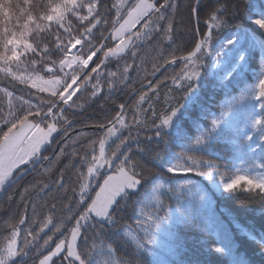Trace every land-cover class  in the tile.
Here are the masks:
<instances>
[{
  "label": "trees",
  "instance_id": "obj_1",
  "mask_svg": "<svg viewBox=\"0 0 264 264\" xmlns=\"http://www.w3.org/2000/svg\"><path fill=\"white\" fill-rule=\"evenodd\" d=\"M149 1L155 9L141 21L139 34L150 21L154 24L148 35L136 39L137 49L102 65L98 55L102 76L92 70L95 63L86 75L98 84L94 93L84 88L47 114L57 92L41 93L32 80L47 66L60 68L76 38L85 40L82 54L88 55L123 10L118 0H0V83L13 93L7 119L0 120V143L28 119L51 121L58 128L72 119L80 126L106 124L131 92L169 60L191 52L211 26L197 56L204 62L201 91L189 112L173 130L164 127V117L183 103V92L174 86L180 85L185 66L178 62L161 75L156 88L142 89L129 103L121 117L125 131L106 153L140 179L138 189L120 199L109 221L82 225V263L62 257L54 264H264V251L256 243L264 239V191L246 186L228 191L220 175L264 179V31L252 22L264 18L259 15L264 0H203L198 28L196 0ZM106 44H113L111 35ZM222 111L228 117L210 138L197 143ZM105 131L72 133L54 158L45 159L1 197L0 248L12 230L20 229V251L27 252L22 261L8 264L36 263L78 221L92 196L81 201L87 167ZM209 168L217 170L212 179L202 174ZM214 244L224 251H216Z\"/></svg>",
  "mask_w": 264,
  "mask_h": 264
},
{
  "label": "rangeland",
  "instance_id": "obj_2",
  "mask_svg": "<svg viewBox=\"0 0 264 264\" xmlns=\"http://www.w3.org/2000/svg\"><path fill=\"white\" fill-rule=\"evenodd\" d=\"M118 4L119 8L123 10L121 16L112 27L110 33L105 36L102 42L95 49H93L88 55H83L82 50L85 46V40L82 37L76 38L69 46L66 54L59 61L60 68L47 66L43 73L35 76L32 80V83L41 93L57 92V98L52 103L47 114L51 113L53 108L56 106L70 102L73 97L84 88L91 89L90 94L92 95L97 89L98 84L93 83L94 76L87 77L86 75L93 64L95 63L92 70H98L99 75L102 76L100 64L102 65L106 62V60L122 56L129 51H135V49H137V47H135L137 46L135 45L136 39L139 41L142 35H148L152 31L154 22L150 21L143 29L144 31L139 34L141 21L151 10L155 9V6L151 1L118 0ZM110 35L112 37L113 44L107 46L106 42ZM156 47L157 46H155V48ZM207 51L208 44L205 47V52L207 53ZM198 54L192 59L184 62L185 66L183 67L181 77H179V80L182 79L180 85L179 82L177 83L179 86L174 85L179 91L183 92V103L180 107L173 110L176 112V115L173 117L172 122L169 125L163 124L168 130L176 128L181 121L180 116L187 115V112H189V108L191 107L190 105L196 101L201 91L200 83L204 62L201 59V56L199 58L197 57ZM98 55L103 57V61L99 65L96 60ZM181 56H184V54L176 58ZM149 60L152 61L151 56L146 58L147 62ZM146 64L147 63H145V65ZM135 65H141L140 56H138ZM155 72L152 73L151 78L147 80L146 83L152 80ZM161 75L151 85L142 89H150L151 87L153 89L156 88V82ZM68 78L69 82L66 83L65 80H68ZM73 83H76V90L69 97H66L65 93ZM142 89H140L136 95L132 97L129 103H131V101L142 91ZM58 91L61 92L59 93ZM12 95L13 93L11 88L4 83H0L1 121L7 119L6 114L9 110ZM126 102L124 104H126ZM121 109L109 122L97 127L80 126L76 124L75 119L69 120L67 122L68 125L63 128H58V126L51 121L49 123H42V121L35 122L31 119L23 120L16 128L7 133L3 138V141L0 143L1 191L3 187L21 170L32 164L39 154L42 159L38 165L44 162L45 159L54 158L72 133H76L87 128H106L105 135L97 149V154H95L94 160L87 167V175L82 184L80 194L82 197L81 201H85V199L90 196V193H92L91 198L86 199L84 202L85 209L80 213L78 221L75 222L69 232H67L66 236L60 238L43 256L37 260L36 263L32 264H54L57 259L62 257L71 260V262L82 263L79 255V240L82 234V225L95 219L106 222L109 221L111 211L118 207V204H121L120 199L124 198L128 193L138 189L140 179L127 170L124 166V162L118 161L116 164V155H112L113 160L110 158L108 159V156H106L107 150L112 148L115 141L121 137L126 128L124 120L121 119L126 108L124 110ZM118 114H120L118 119L111 125H108ZM112 161H115V167H113L114 164ZM61 232L62 231L59 233ZM20 234H22V230L20 229H14L11 231L12 236L9 235L10 238L6 241L4 246L0 248V264H8L17 259H21L22 261L27 257V252L20 251V241L22 238ZM13 247L15 248L14 255L11 254Z\"/></svg>",
  "mask_w": 264,
  "mask_h": 264
},
{
  "label": "snow or ice",
  "instance_id": "obj_3",
  "mask_svg": "<svg viewBox=\"0 0 264 264\" xmlns=\"http://www.w3.org/2000/svg\"><path fill=\"white\" fill-rule=\"evenodd\" d=\"M261 17H264V12H261L259 14ZM252 22L258 26V28L261 31H264V18H255L252 19ZM240 37H238L239 39ZM228 43H234V41H229ZM243 58V57H241ZM261 96H264V82L261 83ZM262 108H264V104L261 105ZM176 115V112L173 111L171 114L166 115V117L164 118V120L162 121L163 124L165 125H169L172 120L173 117ZM228 117V112L227 111H222L220 112L219 115L215 116L214 118H212L211 120V127L210 129H206L203 134L197 138V143H201L205 137H211L213 135V132L221 125V122ZM260 120L255 121V123H259ZM251 139V138H248ZM261 139H264V135L261 136ZM250 147V145L248 146ZM262 151H264V147L261 148ZM173 171H176V169H173ZM184 171H191V169H184ZM214 171H217L214 168H209L206 169L202 172L203 175H206L209 179H212V173ZM221 178H222V183H223V187L228 190V191H236L238 187H243L246 186L247 189L250 191L252 189H258L261 191H264V179H260L257 180L255 178H249L248 176L245 175H234L233 177L230 178H225V174L224 173H220ZM242 181H245L246 183H241ZM187 183H191L190 181ZM188 191H190L192 193V195L199 199V200H203L204 197L202 195H200L197 191L192 190V189H188ZM258 192V194H259ZM259 250L260 251H264V239H259L258 241H256ZM213 248L216 251H224V247L223 245H213ZM11 254H15V248L13 247L12 253ZM244 264H250V261H246L244 262Z\"/></svg>",
  "mask_w": 264,
  "mask_h": 264
},
{
  "label": "water",
  "instance_id": "obj_4",
  "mask_svg": "<svg viewBox=\"0 0 264 264\" xmlns=\"http://www.w3.org/2000/svg\"><path fill=\"white\" fill-rule=\"evenodd\" d=\"M203 0H196V3H195V6H194V18H195V21H196V24L199 23V17H198V10H199V6L200 4L202 3ZM211 30V27H209V30L208 32L206 33V35L204 36V38H202L201 36L199 37V40H198V43L197 45L195 46V48L185 54L184 56H181L179 58H176L174 60H171L169 62H167L164 66H162L157 72H155V74L153 75L152 77V80L144 85H142L140 88H138L137 90H135L134 92H132L130 94V96L128 97V100L126 102V104H124V106H122V109L121 110H124L126 108V106L128 105V103L130 102V100L132 99V97H134L136 95V93L144 88V87H147L149 85H151L163 72H165L167 69H169L171 66L175 65L176 63L178 62H186L190 59H192L193 57H195L201 50V48L203 47L204 43L206 42L207 38H208V35H209V32ZM122 112V111H121ZM120 112V113H121ZM120 116V114H118L108 125H111L113 122H115L118 117ZM41 155L39 154L37 156V158L35 159V161L28 165L27 168L21 170L14 178H12L4 187L3 189L0 191V199L1 197L5 194V192L11 187L13 186L16 182H18L19 180H21L26 174H28L29 172H31L32 170H34L38 164L40 163V160H41Z\"/></svg>",
  "mask_w": 264,
  "mask_h": 264
},
{
  "label": "bare ground",
  "instance_id": "obj_5",
  "mask_svg": "<svg viewBox=\"0 0 264 264\" xmlns=\"http://www.w3.org/2000/svg\"><path fill=\"white\" fill-rule=\"evenodd\" d=\"M197 25V27H198V25L199 24H196ZM208 30H209V28H208ZM208 32V31H207ZM209 34H210V32H209ZM209 36V35H208ZM200 37V36H199ZM90 59H93V58H90ZM177 64V63H176ZM165 65V64H164ZM174 66V65H173ZM172 67V66H171ZM76 83H73L72 85H71V87L68 89V91L65 93V96L66 97H69L75 90H76ZM124 106V105H123ZM128 106V105H127ZM126 106V107H127Z\"/></svg>",
  "mask_w": 264,
  "mask_h": 264
}]
</instances>
